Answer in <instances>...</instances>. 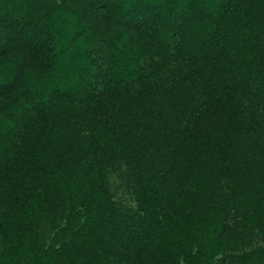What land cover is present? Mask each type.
I'll return each mask as SVG.
<instances>
[{
    "label": "trees",
    "instance_id": "1",
    "mask_svg": "<svg viewBox=\"0 0 264 264\" xmlns=\"http://www.w3.org/2000/svg\"><path fill=\"white\" fill-rule=\"evenodd\" d=\"M21 1L56 17L0 1L1 264H264V0Z\"/></svg>",
    "mask_w": 264,
    "mask_h": 264
},
{
    "label": "rangeland",
    "instance_id": "2",
    "mask_svg": "<svg viewBox=\"0 0 264 264\" xmlns=\"http://www.w3.org/2000/svg\"><path fill=\"white\" fill-rule=\"evenodd\" d=\"M1 1V0H0ZM159 1L160 0H154V7H156L157 5L159 6ZM203 1V3L201 2V3H199L200 4V8H211L212 7V5H211V3H214V1H216V0H202ZM114 2H116V3H119V4H122V5H124V0H115ZM13 4L14 5H16V9L17 8H20V7H23L24 9H22L21 11H16V12H13L12 13V11L11 12H9L11 15H13V16H23V18H24V15L25 14H29L30 12H34L35 13V18L37 19V20H41L42 22H45V21H47L48 20V22H50L51 20H55V19H53L54 17H56V16H54L53 14H52V12L50 11V10H47V11H45V12H43V10L41 11L40 9H38L37 7H36V4H35V2H31V4H29V5H27V4H25L26 5V8H25V5H24V2L23 1H21V0H14V2H13ZM118 4V5H119ZM31 6L33 7V8H31ZM119 6H121V5H119ZM122 8H123V6H121ZM34 8H36V10L34 11ZM116 9H117V11L118 10H121L120 8H118V7H115ZM159 8L161 9V7L159 6ZM200 8L198 7L197 8V10H200ZM104 12H106V11H104ZM125 12V11H124ZM16 13V14H15ZM100 13H103V12H100ZM154 16L155 17H158L156 14H154ZM123 16H120V18H118V17H116L117 19H119V21H120V24H124V26H125V18H122ZM59 20H60V18H59ZM16 21H18V19L16 18ZM30 23V22H29ZM18 24H21V23H17V24H14L13 25V27H15L17 30H18ZM31 25V27H26L25 25L23 26V28L26 30V32H27V34L26 35H24V37H28V35L29 34H32V33H35L36 34V39L37 38H41V34H40V30H37V29H35L36 27H34V24H30ZM46 26H48V25H44V26H42V27H39V29H41V30H44V32L46 33V36H45V42L47 41L48 43H50L52 40H53V37H52V35H53V33L54 32H48L47 31V27ZM142 28H140V30H141ZM0 33L2 34L1 35V39L4 37V35H8V36H12V31H10V29L9 28H7V27H5L4 25L1 27L0 26ZM39 34V36H37ZM139 34V33H138ZM137 33L135 34V36H132V39H134L135 37H136V39L137 38H140V37H138L139 35H138ZM43 35V34H42ZM57 38V37H56ZM30 42H32L33 43V41H30ZM1 44H4V42L2 41L1 42ZM4 47H6V46H4ZM15 54L12 52V51H10V52H8V53H5L4 54V56H8V57H13ZM121 64L123 65V62H121ZM124 66V65H123ZM60 72V70H57V72L53 75V79L54 80H56V78H54V77H57L58 76V74L57 73H59ZM75 73L78 75V77H83V75H85L84 73H80V72H78V70H76L75 71ZM9 76H10V73L8 74L7 72H5V71H0V79H5V78H9ZM74 76V75H73ZM76 77V76H75ZM1 83H2V81H0ZM55 82V81H54ZM5 82L3 81V84H4ZM74 87V85H73V83L70 85V89H74L73 88ZM52 94H55L54 93V91H52L51 90V92H50V96H52ZM54 96V95H53ZM33 100L34 101H37L38 100V96L37 97H35V96H33ZM17 110V109H16ZM29 109L27 108V111H28ZM24 112H25V110H23ZM5 118L7 119V120H10L9 118L11 117L10 116V114H9V112L7 113V111L5 112ZM82 147H84V143H82V144H80V145H77V146H75L74 145V147H73V150L74 151H69V152H67L66 153V155L63 157V159L66 161L67 160V162H66V164L68 165V164H70V163H68V160L70 161V160H72V159H77L78 157H76L75 155L76 154H74V153H76V152H79V151H77V150H80ZM71 152H73V154L74 155H69ZM37 153H40V149L38 148L37 149ZM71 157V158H70ZM94 158V157H93ZM96 161H98V159L97 158H94ZM94 159H92V161L94 162ZM96 164H98V162H95ZM86 165V164H85ZM112 176H114V177H116V179H117V175H116V173H114ZM117 180H119V179H117ZM151 233V231H149L148 233H147V236L149 235ZM144 235V234H143ZM4 260L3 259H1L0 258V264L3 262Z\"/></svg>",
    "mask_w": 264,
    "mask_h": 264
}]
</instances>
